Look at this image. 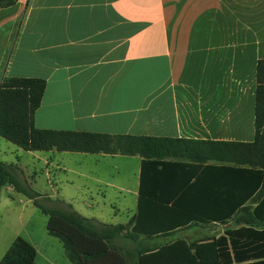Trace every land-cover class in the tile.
<instances>
[{"label": "crops", "instance_id": "obj_1", "mask_svg": "<svg viewBox=\"0 0 264 264\" xmlns=\"http://www.w3.org/2000/svg\"><path fill=\"white\" fill-rule=\"evenodd\" d=\"M260 59L264 0H17L0 8V79L44 81L33 114L39 129L250 142ZM26 152L42 165L53 163V150L47 151L51 157ZM78 156L73 155L85 154ZM121 157L119 170L130 169V181L109 185L134 203L130 218L139 157ZM53 166L90 179L94 186L107 184L90 168ZM218 172L201 166L186 184L183 173V193L176 197L182 196L187 205L235 200L218 192L221 185L213 177ZM11 192L10 186L0 189V258L13 240L2 223L13 201ZM23 239L35 249L32 264H54L38 250L39 245L53 246V241L41 234ZM134 247L117 248L124 254ZM37 258L43 263H35Z\"/></svg>", "mask_w": 264, "mask_h": 264}, {"label": "trees", "instance_id": "obj_2", "mask_svg": "<svg viewBox=\"0 0 264 264\" xmlns=\"http://www.w3.org/2000/svg\"><path fill=\"white\" fill-rule=\"evenodd\" d=\"M16 1L0 0V8ZM43 89L40 78L0 79V138L24 151L139 157L135 211L125 224L114 225L85 218L68 205L63 210L45 207L38 200L40 194L18 180L19 168L0 161V189L10 186L46 216L45 231L59 240L69 264H202L194 251L195 239L174 233L228 223L219 234H212L213 264H264V59L255 65L250 142L39 129L33 125V114ZM201 166L219 171L213 176L221 185L218 192L236 199L211 205L183 204L182 196L176 197L183 193V173H187L186 184ZM203 210L211 212L203 214ZM115 238L129 241L134 249L121 253L112 244ZM158 238L166 241L155 243ZM34 257L35 249L15 237L0 264H32Z\"/></svg>", "mask_w": 264, "mask_h": 264}, {"label": "rangeland", "instance_id": "obj_3", "mask_svg": "<svg viewBox=\"0 0 264 264\" xmlns=\"http://www.w3.org/2000/svg\"><path fill=\"white\" fill-rule=\"evenodd\" d=\"M39 155L51 157L47 152H37ZM73 155L84 154L73 152H54L52 165H42V163L33 158L30 152H26L10 142L0 138V161L7 165H16L19 167L17 178L20 182L27 184L31 189L40 194L39 202L48 208L64 209L59 201L69 204L77 213L86 218H92L100 224H125L134 210V203L129 200L128 195L118 192L110 187L111 182H121L127 184L130 181V169L121 172L120 166L123 163L118 159L124 157L118 156L111 158H97L99 156L85 154L84 158H74ZM54 158V159H53ZM66 166L71 169L94 170L107 184L94 186L90 179L76 177L68 171H61L53 165ZM118 166V173L114 172V167ZM66 181H71L67 183ZM13 201L9 204V209L4 216L2 223L5 224V235L8 238L15 237L37 239L39 234L54 242L53 246L39 245L38 250L49 255L51 263L69 264L63 255V248L59 240L54 237L46 236L45 223L46 216L41 214L35 208L29 199L24 195L11 192ZM104 194L105 198H101ZM122 195L124 197L122 198ZM44 197V198H43ZM47 198V199H46ZM70 200V201H68ZM4 212V211H3ZM18 218V219H17ZM230 224H213L208 227L185 228L174 233V236L182 237L187 240H194L197 259L202 264H213L216 261L214 240L212 234H219ZM210 234V235H209ZM4 233L1 234V236ZM207 235L206 237H201ZM158 238L154 241H161ZM115 247L131 250L133 244L122 238L113 240ZM39 257V256H38ZM35 263H43L40 258Z\"/></svg>", "mask_w": 264, "mask_h": 264}]
</instances>
